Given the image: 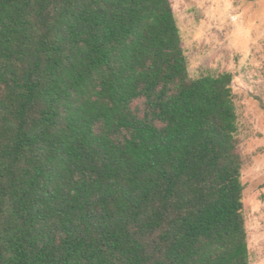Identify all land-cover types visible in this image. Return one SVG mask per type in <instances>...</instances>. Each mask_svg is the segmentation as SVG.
I'll list each match as a JSON object with an SVG mask.
<instances>
[{
  "label": "trees",
  "instance_id": "16d2710c",
  "mask_svg": "<svg viewBox=\"0 0 264 264\" xmlns=\"http://www.w3.org/2000/svg\"><path fill=\"white\" fill-rule=\"evenodd\" d=\"M232 79L170 0H0V264H249Z\"/></svg>",
  "mask_w": 264,
  "mask_h": 264
},
{
  "label": "rangeland",
  "instance_id": "374dc122",
  "mask_svg": "<svg viewBox=\"0 0 264 264\" xmlns=\"http://www.w3.org/2000/svg\"><path fill=\"white\" fill-rule=\"evenodd\" d=\"M190 77L230 72L249 264H264V0H170Z\"/></svg>",
  "mask_w": 264,
  "mask_h": 264
}]
</instances>
